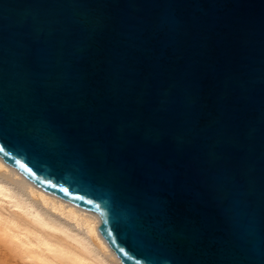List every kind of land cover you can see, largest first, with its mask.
I'll use <instances>...</instances> for the list:
<instances>
[{"label":"water","instance_id":"water-1","mask_svg":"<svg viewBox=\"0 0 264 264\" xmlns=\"http://www.w3.org/2000/svg\"><path fill=\"white\" fill-rule=\"evenodd\" d=\"M0 149L123 264H264V0H0Z\"/></svg>","mask_w":264,"mask_h":264},{"label":"bare ground","instance_id":"bare-ground-1","mask_svg":"<svg viewBox=\"0 0 264 264\" xmlns=\"http://www.w3.org/2000/svg\"><path fill=\"white\" fill-rule=\"evenodd\" d=\"M96 212L43 189L0 158V264H123Z\"/></svg>","mask_w":264,"mask_h":264},{"label":"rangeland","instance_id":"rangeland-1","mask_svg":"<svg viewBox=\"0 0 264 264\" xmlns=\"http://www.w3.org/2000/svg\"><path fill=\"white\" fill-rule=\"evenodd\" d=\"M0 257H2L3 259H5V257H3L2 250H0ZM2 258H0V261H1ZM8 262H9V264H15V262H13V261H12V263H11L10 260H9Z\"/></svg>","mask_w":264,"mask_h":264},{"label":"snow or ice","instance_id":"snow-or-ice-1","mask_svg":"<svg viewBox=\"0 0 264 264\" xmlns=\"http://www.w3.org/2000/svg\"><path fill=\"white\" fill-rule=\"evenodd\" d=\"M0 150H2V149H0Z\"/></svg>","mask_w":264,"mask_h":264}]
</instances>
